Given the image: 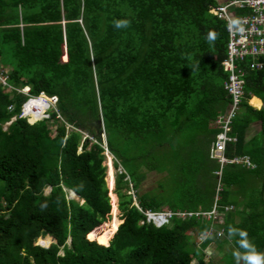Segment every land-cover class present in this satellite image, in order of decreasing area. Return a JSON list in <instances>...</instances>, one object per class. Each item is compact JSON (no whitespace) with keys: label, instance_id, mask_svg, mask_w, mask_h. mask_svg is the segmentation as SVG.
Segmentation results:
<instances>
[{"label":"trees","instance_id":"obj_1","mask_svg":"<svg viewBox=\"0 0 264 264\" xmlns=\"http://www.w3.org/2000/svg\"><path fill=\"white\" fill-rule=\"evenodd\" d=\"M219 1L0 0V74L13 88L55 96L71 127L54 112L29 124L18 117L26 96L0 84V264H221L214 254L235 264L262 253L264 65L236 62L243 94L223 152L253 166L222 164L217 180L208 154L230 102L225 21L210 11ZM101 133L121 168L115 228L104 223ZM150 171L163 173L157 189L138 193ZM215 197L216 219L172 216L156 227L140 212L207 211ZM192 236L204 237L197 246Z\"/></svg>","mask_w":264,"mask_h":264},{"label":"built area","instance_id":"obj_2","mask_svg":"<svg viewBox=\"0 0 264 264\" xmlns=\"http://www.w3.org/2000/svg\"><path fill=\"white\" fill-rule=\"evenodd\" d=\"M230 7L241 9L244 12L240 14L232 13L228 10ZM210 11L216 17L225 21L227 32L226 52L221 64L223 70L227 72L222 86L229 95L230 102L225 111L218 114L215 119V124L219 128V131L215 134L209 146V158L215 159L219 164V169L214 172L218 180L222 164L239 163L246 167L253 166L250 164L247 156L226 158L223 152L226 143L234 141V138L230 137L227 133L230 120L238 111L243 92L241 69L236 62L241 61L244 57H248L250 68L260 69L264 65V0H222ZM0 84L7 89H13L27 97L20 106L18 117H25L27 122L32 123L42 119L49 120L50 113L54 112L55 118L64 122L55 107V96H46L42 92L31 95L27 87L13 88L6 83L5 76L2 74H0ZM7 109H10V107H7ZM64 124L65 127H70L65 122ZM219 189L220 183L217 181L215 191L217 192ZM215 200L216 197L212 202L211 208L207 211L164 210L155 212L137 208L144 216L145 222H151L154 226L159 227L167 223L172 216L179 217L180 219L191 216L196 218L202 217L204 220L216 219L221 213L216 210ZM228 208L230 209V207ZM204 234H213V232L211 230ZM214 235L215 237H219L220 231L214 232ZM203 237H198L200 239L199 241H202ZM47 245L48 242L45 247Z\"/></svg>","mask_w":264,"mask_h":264},{"label":"rangeland","instance_id":"obj_3","mask_svg":"<svg viewBox=\"0 0 264 264\" xmlns=\"http://www.w3.org/2000/svg\"><path fill=\"white\" fill-rule=\"evenodd\" d=\"M3 69L7 70L8 67L4 66L2 68V70ZM248 102L251 104L250 99L248 100ZM259 106H260V104L258 106H253V107L257 108ZM6 126H7V123H4L2 125V128L4 129ZM66 127H67L66 128L67 130H69L71 128V127L68 128V126H66ZM255 128H257L256 125H253L251 127L252 130H254ZM250 131H249V133H251ZM100 136L102 138V134H100ZM84 138L90 139L91 137H88V134H85L82 132L81 140ZM101 146L102 147L105 146L103 141H102ZM113 161H114V158L112 157V155L108 151H103V160H102V165L104 166V178L103 179H104L105 188L110 192L109 203L111 205V215L108 214L105 217L104 223H108V221H110V226L115 228L116 225L120 221V219H119L120 218V211L117 208V197H116V194L114 191V189H115V175L117 172L121 171V168L119 165H117V167H114ZM162 175H163V173H157L154 171L146 172V177L139 184L138 193H142L145 191H152V190L154 191L155 189H157V183L161 179ZM48 190H49L48 187L44 188L43 193L47 194ZM64 191H65V197L67 199H73L75 201L81 202L77 198V196L74 195L72 192H70L66 189ZM128 193L132 194V190L129 189ZM132 204H134V201L132 202ZM190 211H192V210H190ZM38 239L36 240V244H40L43 246H45L47 244V242H49V240H50L47 237L46 238L45 237H39ZM190 240L193 242L194 245H197V246L201 243L199 241L200 239H198V238L196 239V237H194V236H192V238ZM213 244H214V242H213ZM213 244L209 243L208 246L205 248V251L207 254L209 253ZM213 246H214V249H216L215 244ZM222 248H223V250H225L226 253L231 251L230 245L223 244ZM217 256L218 255H216V254H214L212 256L213 261H215L216 263H218L220 261L221 264L222 263L226 264L228 257L225 261V260H220L221 257H217ZM237 257H241V256H232L233 260H236ZM228 261L231 263V259H229ZM192 262H193V260H192ZM205 262H207V260H205ZM235 264H264V251L254 260L245 259L244 261H237Z\"/></svg>","mask_w":264,"mask_h":264},{"label":"clouds","instance_id":"obj_4","mask_svg":"<svg viewBox=\"0 0 264 264\" xmlns=\"http://www.w3.org/2000/svg\"><path fill=\"white\" fill-rule=\"evenodd\" d=\"M23 87H27V88H28V86H23ZM19 88H22V87H19ZM28 91H29V88H28ZM29 93H30V92H29ZM30 94H31V93H30ZM242 94H243V93H242ZM31 95H35V94H31ZM251 97H254V96H251ZM251 97H250V98H251ZM26 98H27V97H26ZM241 98H242V96H241ZM250 98H249V99H250ZM249 99H248V100H249ZM240 100H241V99H240ZM23 102H24V101H23ZM248 103H249V102H248ZM249 104H250V103H249ZM227 105H228V104H227ZM250 105H251V104H250ZM251 106H252V105H251ZM252 107H253V106H252ZM226 108H227V106H226ZM226 108H225V109H226ZM225 109H224V111H225ZM224 111H223V112H224ZM12 119H13V117H12ZM12 119L10 118V120H12ZM25 119H26V118H25ZM10 120H9L8 122H6V123L8 124V123L10 122ZM26 121H27V120H26ZM28 123H29V122H28ZM32 123H34V122H32ZM32 123H29V124H32ZM85 134H86V133H85ZM101 134H102V138H101V136H100L101 141H103V142H104V145H105L104 135H103V133H101ZM88 137H89V136H88ZM103 148H104V151H107V150L105 149V146H104ZM208 154H209V150H208ZM70 192H72V191H70ZM72 193H73V192H72ZM73 194H74V193H73ZM49 242H50V240H49ZM49 242H48V243H49ZM67 242H68V241H67Z\"/></svg>","mask_w":264,"mask_h":264},{"label":"crops","instance_id":"obj_5","mask_svg":"<svg viewBox=\"0 0 264 264\" xmlns=\"http://www.w3.org/2000/svg\"><path fill=\"white\" fill-rule=\"evenodd\" d=\"M254 98H256V97H254ZM256 99L259 101V104H261L260 100H259L258 98H256ZM211 249H212V248H211ZM263 251H264V250H263ZM263 251H262V252H263Z\"/></svg>","mask_w":264,"mask_h":264}]
</instances>
